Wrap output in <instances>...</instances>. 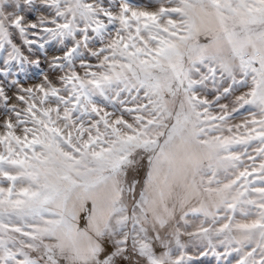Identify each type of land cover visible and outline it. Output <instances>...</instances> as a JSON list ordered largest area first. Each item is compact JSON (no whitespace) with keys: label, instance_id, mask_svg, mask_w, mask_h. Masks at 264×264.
I'll use <instances>...</instances> for the list:
<instances>
[{"label":"snow or ice","instance_id":"snow-or-ice-1","mask_svg":"<svg viewBox=\"0 0 264 264\" xmlns=\"http://www.w3.org/2000/svg\"><path fill=\"white\" fill-rule=\"evenodd\" d=\"M210 254L264 264V0H0V264Z\"/></svg>","mask_w":264,"mask_h":264},{"label":"rangeland","instance_id":"rangeland-1","mask_svg":"<svg viewBox=\"0 0 264 264\" xmlns=\"http://www.w3.org/2000/svg\"><path fill=\"white\" fill-rule=\"evenodd\" d=\"M132 2L139 5H146L149 2V0H132ZM33 71L34 70H30V74ZM201 264H225V262L223 259L218 260L215 256H212L210 254L207 257L202 258Z\"/></svg>","mask_w":264,"mask_h":264}]
</instances>
